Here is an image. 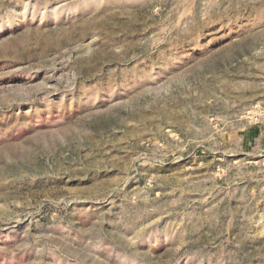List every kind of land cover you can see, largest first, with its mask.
Listing matches in <instances>:
<instances>
[{
  "label": "rangeland",
  "instance_id": "374dc122",
  "mask_svg": "<svg viewBox=\"0 0 264 264\" xmlns=\"http://www.w3.org/2000/svg\"><path fill=\"white\" fill-rule=\"evenodd\" d=\"M0 264H264V0H0Z\"/></svg>",
  "mask_w": 264,
  "mask_h": 264
}]
</instances>
